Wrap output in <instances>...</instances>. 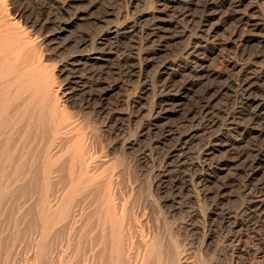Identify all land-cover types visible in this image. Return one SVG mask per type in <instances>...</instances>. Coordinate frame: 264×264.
<instances>
[{"label": "rangeland", "instance_id": "obj_1", "mask_svg": "<svg viewBox=\"0 0 264 264\" xmlns=\"http://www.w3.org/2000/svg\"><path fill=\"white\" fill-rule=\"evenodd\" d=\"M43 1L47 2L48 9L50 8L51 24H49L47 31L55 29L57 27L56 21L59 19V21L67 24L65 32L60 36L61 38L58 37L48 42L49 53L52 52L53 54L50 55L51 59L47 64L51 67H56L60 59L58 50L63 53L61 58L75 56V59L67 64L65 63V67H62L65 71L60 80L65 83L69 82L67 83L71 91H68L71 95H69L68 112L70 113L71 121L76 125L74 131H76V135L83 136L91 144V153L94 154L97 160L95 163L97 169L94 167V163L91 164L92 174L98 176L96 180L98 183L95 182L92 187L101 190L109 179L114 178L118 196H120L119 202L121 201V204L125 205L124 208H126L127 213L129 210L133 220V227L135 228L132 229V235H134L133 245L135 246L132 245L131 251L126 252V256L131 253V257L126 258L133 259L132 261L135 263L134 261L139 258L140 254L141 257L145 251L146 246L143 242H152V240L155 242L156 238V242L160 243V240H162L167 248H172L171 241L179 238L180 245L182 247L185 246L190 252L191 258L188 264H203L199 262L196 253L200 239L198 222L201 221L198 209L204 207L206 208L205 212H211L210 214H212L209 219V225H212V231L214 232V242L209 251L205 252L204 260L207 261L205 263L210 264L212 256L217 252L215 249L219 243L221 247H219L218 256L220 253L219 259L221 261L217 262V264H230L232 249L237 247L239 248V253H236L235 257L239 259H235V261L238 264L251 263V261L253 264H264V222L262 221L264 220V207L261 209L256 205L257 213L254 212L255 214H252L253 209L251 211L246 210L245 199L243 196H239L241 195L240 191L242 193L245 191L244 194H248V192L252 194L253 192L252 195L256 196V203L264 200V70L262 68L264 66V0H248L244 6H237L239 4L237 0H68V7L66 5V11L62 16L58 15L56 11V7L53 4L55 0ZM32 2L33 0L26 2V4L32 8L35 17L37 11L34 9L36 7ZM122 23L133 26V29H123L118 35L110 37L111 39L104 36L103 33L108 24L117 26ZM185 28L189 36L193 37V39L199 37L198 39L201 41L199 45L200 51L198 50V54H195V60L187 61L186 59L185 52L188 47V41L180 36L183 30H186ZM93 39H100L101 44L99 43L100 45L95 46L96 53L91 56L90 42ZM83 42L85 44L79 45L81 47L77 45ZM73 49H75V52L72 51ZM182 55L183 57H181ZM76 56H78L77 59ZM81 56L84 57L82 58ZM94 58L96 59L94 60ZM186 63L188 65L187 68ZM193 70L203 71L204 74L200 72L199 76L195 75ZM239 71H243L242 79L247 78V75L249 79H254L260 75L259 78H256V81H252L249 91H244L243 86V89H240L241 86L239 84L241 83L238 81V78L240 79ZM139 72L143 74H141L140 79L138 78ZM144 82L147 85L149 84V88L147 87L148 92L147 90H142ZM191 85H194V87ZM125 100L131 101L130 104H127ZM155 102L159 103L157 111L159 112V117H156L157 114L150 115V112H153ZM205 112L211 113L207 114V116ZM229 112L235 114L234 121L227 120L226 116L230 114ZM243 128L245 130H242ZM250 128L252 130L255 129L256 134H253ZM73 133L75 134V132ZM212 137L214 138L211 139ZM216 138L214 155L211 157L203 155L199 160L200 153H204L208 143L211 140H216ZM228 140L242 142L239 145L240 147L236 148L234 146L236 148L235 151H230L227 148ZM128 142L129 144L136 142V145L134 149L127 151L126 161L121 164L119 163L123 157L121 149ZM241 147L243 148L242 155ZM255 158L256 176L255 178L247 177V179L246 176L250 173L251 167L241 166V162L244 165L245 159L252 162ZM197 160L201 164L200 167L195 168L193 164L198 163L199 161L197 162ZM65 172L64 170L61 173L53 174L52 180L54 179L53 181L57 183L55 189L59 188V190L57 189L59 194L54 193L56 199L57 195L59 197L69 191L68 181H66L68 177L65 176H68V174L67 172L65 174ZM38 177H35L31 183L29 182L30 184L27 181L24 182L25 179L18 177L19 181L16 179L17 181H14L15 183L13 182L14 184L12 183L11 187L13 188L14 185L19 190L16 191L17 189L13 188V191L15 190L16 192H13L15 193L13 194L11 190L9 192L11 197L6 191L5 197L2 196L4 198L2 199L1 197L0 199V204L2 203L0 205V213H4V217L0 215V234L5 237L1 238L3 241L0 240V251L2 250L0 253V264L5 262L7 264H25L29 257L31 259L29 258L28 264H33L37 260L35 259L36 249L34 245L37 241H41V232H37L39 229H36L37 224L35 223L38 221L37 219H35L36 222L34 220L36 216L31 215L37 214L38 218L39 212L37 213L36 210L39 211L37 206L40 202L39 199L43 196L42 193H44V188L41 189L44 184H40L43 183L42 176L39 175ZM193 177L194 182L191 185L190 182ZM40 179L42 182H39ZM5 180L1 181L4 186L7 185V180ZM20 180L21 184L23 182L27 183L26 186L28 185L29 188L23 187L25 184L21 185L19 183ZM159 180H163L161 192L156 191L154 186L159 184ZM36 181L39 182V185L35 183L39 186L37 188L34 184ZM20 185L22 186L21 190L23 188L29 189L27 191L23 189L21 191L23 195L24 190L26 197L28 196L26 194L32 193L31 196L29 195L30 197L28 196L29 198L26 199L24 196V199L22 194V197L18 198L21 196L19 195L21 193H19ZM30 187H32L31 189L34 188V191ZM95 188H93L95 191L92 188H90L92 190L88 188V191H84L85 193L83 192L81 195L85 198L79 196L80 194L78 195V200L83 198L82 201L84 200V202H81L82 206L77 207L79 209L77 215L79 216L76 215L78 218L75 216L76 219L73 220L75 223L71 224L72 228L70 227L68 230V228H65L64 222L60 223V227L63 225V228L57 226L59 229H56L55 238L53 234L55 228L52 229L54 231L50 233L52 235L48 238H53L54 240L51 239L52 242L50 243V240L47 239L49 240L47 242L49 247L47 246V248L52 258H54L53 255L57 258L55 260L57 263L55 264H59L60 261L62 262L60 264H107V260L104 259H108L109 254L107 255V253L109 250L106 249V252L102 253V251L104 252L103 248H105L104 242L106 241V247H110L107 246V240L100 237L102 236L100 225H94L93 220L97 224V219H94L96 217L94 216L92 221L89 220L90 223H87L86 227L83 228L82 226L83 217L81 218V216L88 214L90 211L92 212L96 207L98 209L102 205L103 207L105 206V201L103 200L105 198L104 190H97L100 193L96 194ZM152 191L153 193H150ZM40 193L41 195H39ZM7 194L8 196H6ZM12 197H14L13 204H11ZM54 197L51 196V199ZM18 199L21 204L17 202ZM56 199L51 201L54 203ZM7 200L10 201L12 207L17 203L14 209L10 207L11 205H9ZM33 202L36 203L33 204ZM27 205L30 208L33 207V209L25 212V215L21 214L22 211L30 209ZM4 206L7 207L6 215V207ZM15 207L17 208L15 209ZM4 209L5 211L1 212ZM30 212L34 213L30 214ZM236 212L244 216V225L246 226L243 228L233 227L231 224L224 226L222 224L223 217L228 218L231 216L233 218L232 216ZM28 213L30 216L27 219L25 216H28ZM192 215L193 217L190 219ZM17 219H20L19 221L21 222L17 223ZM25 221H27L26 226L25 223H22ZM78 223L82 228L78 227ZM186 223L188 224L187 226ZM89 226L90 229L88 228ZM184 227H188L191 232L187 233ZM61 229L64 231H60ZM18 231L22 235L17 236ZM28 232L34 235H32L33 239ZM1 235L0 237H2ZM13 235L15 239L12 238ZM57 235L58 240L56 239ZM228 235H230V238ZM9 236L14 240L19 237L20 241L16 240V243L13 240L11 242L12 239ZM81 236L82 239L80 238ZM6 237L9 238V241ZM21 237H25L24 240ZM95 237L97 238L95 239ZM158 238L160 240L157 241ZM238 238H241L239 239L240 242ZM147 239L148 241H145ZM30 240L32 242H34L33 240L36 241L32 244ZM53 243L56 244L54 245ZM50 244H53L54 247H52L53 245L50 246ZM28 245L30 246L28 247ZM56 245L57 247H55ZM30 247L34 250H31ZM51 248L54 251L56 248L58 249L53 253ZM8 249L10 251L14 249V251L12 250L13 252L11 251V253L8 251L7 253ZM100 249L103 250L101 251ZM171 250H169L170 253ZM100 253L104 255V259ZM250 253L253 255L251 254L250 256ZM255 254L256 257L254 258ZM5 255L11 256L10 259L7 256L4 257ZM33 258L35 259L34 262ZM49 258L51 259V257ZM11 260H14V263Z\"/></svg>", "mask_w": 264, "mask_h": 264}, {"label": "bare ground", "instance_id": "obj_2", "mask_svg": "<svg viewBox=\"0 0 264 264\" xmlns=\"http://www.w3.org/2000/svg\"><path fill=\"white\" fill-rule=\"evenodd\" d=\"M29 1H31V0H0V182L1 181L3 182L4 179L7 180V181L5 180L7 182V185H5V186H4V184H2V182L0 183V199H1L2 196H4L6 194V191H7V193H9L12 190V193H13V192H16V191L19 190L18 188H15L14 185H13V188H15V190L17 189L16 191L15 190L13 191V188L11 187L12 186V183L14 181L15 182L17 180L19 181V178L18 177H20V179H25L24 182L27 181L28 184H30L33 181V179H35V177L37 178L39 175L42 176L41 179H43V183H40V184H44L43 187L41 186V189L44 188V193H42L43 194L42 198L40 197L41 199H39L40 202L37 200V202H39V205L36 204V205H38L37 208H39V211L36 210L37 213L39 212L38 213V218H37V214L36 215L35 214L34 215H31V216H36V217H34V220L35 219L38 220L37 221L38 223L36 222V220H35L36 223L35 222L34 223L37 224V227L38 228L36 227V229L37 230L38 229L40 230V231L39 230L38 231L36 230V231L37 232H41V236H40L41 237V241H37L35 243L34 247L36 249V252L35 251H33V252H35V254H36V258L35 259H37V260L35 262H37V264H55V263H57L55 261L57 258H55L54 255H53V257L55 259L52 258L51 254H50V251L47 248V246H48L47 242H49V240H50V243H51L52 242L51 239H53V238L49 239L48 237H50V235H52L50 233H52V231L55 230V232L53 233L54 234V238H55L56 229L58 228L57 226L60 227L61 224H62V222H64L65 228H68V230H69L70 227L72 228L71 224L73 222L75 223V221H73V220L76 219L75 216L77 215V211H79L78 208L80 207V205L82 206V203L84 202V200L82 201V199L85 198V197H83L81 194L84 191L85 192L88 191V188L89 189L90 188H92V189L95 188V187H92V186L95 185V182H97L96 180H97V177L98 176L92 174L93 171L91 170V168H92L91 167V164L94 163V167L97 166V165H95V163H96L97 160L95 159L94 154L91 153V149H90V145L91 144H89V142L87 140H85L83 136H80L78 134L76 135V131H74L76 125H74L73 124L74 122L71 121L72 119H71L70 113L68 112V104H69V101H70L69 95H71L70 92H69L71 90L69 89V86H68V83L69 82L67 81L68 83L67 82L65 83V82H62L60 80L61 76L64 75L63 73L65 71V70H63L62 67H65L64 66L65 63L67 64L69 61H72L73 59H75V56H67L66 58H61V56L63 55V53L58 50L60 59L58 58L59 61H58L57 65H56V67H51V66H49L47 64V62L51 59L50 58L51 57L50 55L53 54L52 52H50L51 54L49 53L50 49H49V43L48 42H51L52 40L60 37L65 32V29L67 27V24L65 22H63V21H59L60 20L59 19L58 21H56L57 22V27L55 29H53L52 31H47V29L49 27V24H51L50 11H49L50 8L48 9V6L46 4L47 2L45 3V1H43V0H33L32 3L36 7L34 9H36V11H37V14L34 17L33 12H32V8H30V6L28 4H26V2H29ZM67 1L68 0H55V2L53 3L55 5V7H56V11L58 12V15H61L62 16L64 14V12L66 11ZM237 2L239 3L237 6H244L248 2V0H237ZM67 7H68V5H67ZM261 12H262V9H261ZM65 14H67V13H65ZM126 16H129V15H126ZM128 18H130V17H128ZM55 20H56V17H55ZM133 24H134V22H133ZM120 25H117V26L116 25H109V24H108V26L106 25L107 28L105 27L106 29H105V31L103 33L104 36L107 37V38H110L113 35H115V36L118 35V33L121 30H123V29L124 30L125 29L128 30V29H131L133 27V26L132 27L131 26H128V24H126V23H124V24L122 23ZM255 27H256V25H255ZM186 31H187V29L186 30H183L182 35H180V36H182L181 38H184V39H186L188 41L187 50L185 49L186 50V52H185L186 59H187V61L192 60V59L195 60V54L197 53L198 50L200 51L199 45L201 44V41L198 39L199 37L193 39V37L189 36L186 33ZM194 35H196V34L194 33ZM75 37H77V36H75ZM105 39H103V40H105ZM113 39H115V38H113ZM59 40H61V39H59ZM107 40H109V39H107ZM109 42H110V40H109ZM99 43H100V39H93L90 42V52L91 53L90 52L89 53H90L91 56H94L95 55V53H96L95 52V46H97ZM102 43H103V41H102ZM82 44H85V43L83 42V43L77 44V45L79 46V45H82ZM79 47H81V46H79ZM74 50L75 49H73L72 51L75 52ZM78 52H79V50H78ZM83 54H85V53L83 52ZM55 56H56V54H55ZM77 57L78 56H76V59H77ZM181 57H183V55ZM54 58H56V57H54ZM95 59L96 58H94V60ZM179 59H181V58H179ZM187 66L188 65L186 63V68H187ZM262 68L264 70V66ZM241 69L243 70V68H241ZM246 69H248V68H246ZM252 69H253V67H252ZM139 70H141V69H139ZM263 70H262V72H263ZM193 71H194L193 73H195V75H198V76H199L200 72H202L204 74L203 71H195V70H193ZM242 72L239 71L240 79L238 78V81H240L239 83H241V84H239L241 86L240 89H243L242 88V86H243L244 89H245L244 91H247V90L249 91V87H250V84H252V81H256V78H259L260 75L258 74L259 76L258 77L256 76L254 79L251 78V77H250L251 79H249L248 78V75H247V78L245 77L244 79H242V77H243L242 76ZM254 72H255V69H254ZM141 74L142 73L139 72V76H138L139 79L143 75V74L142 75ZM151 81H153V80H151ZM193 84L195 85V83H193ZM253 84H254V82H253ZM148 85L146 84V82H144V86L142 87V90H144V91L147 90V92H148V88H149ZM185 85H182V86H185ZM194 85H191V86L194 87ZM151 86H153V85H151ZM251 86H254V85H251ZM165 88H167V87H165ZM155 92H156V90H155ZM151 93H152V91H151ZM244 95H246V94H244ZM125 101H127V100H125ZM130 102L131 101H127V104H130ZM158 104L156 102L154 103V105H153V112L152 111L150 112V115L151 116L157 114L156 115V117H157L159 115V112H157L158 111ZM206 108H207V106H206ZM205 113L207 115V114H210L211 112L210 113L209 112H205ZM254 115H256V114H254ZM234 116H235V114H231L230 113V114H227L226 117H227V120H229V121L233 120L234 121ZM149 118H151V117L149 116ZM151 120H152V118H151ZM242 130H245V129L243 128ZM254 130H252V133L253 134H256V130L255 131ZM73 132H75V134ZM213 138L214 137H212L211 139H213ZM216 142H217V138H216V140H211L208 143V146L206 147V150L204 151V153H200V155L198 157L199 160L203 157V155H205L207 157H211V156L214 155V153H215V147H216L215 146L216 144H214V143H216ZM228 142H229L228 143L229 145L227 144L228 150H230V151L234 150L235 151L236 148L240 145V143L242 141L232 142V141H229L228 140ZM218 143H219V141H218ZM245 143H246V141H245ZM135 145H136V142H131L130 144L128 142L127 144H124L122 146V149L121 150H122V153H123V157L121 158V160H120L119 163L123 164L126 161V153H127V151L128 150H131V149H134ZM234 146H236V148H234ZM241 146H242V144H241ZM182 150H183V148H182ZM177 151H180V150H177ZM242 153H243V148H242V151H241V155H242ZM199 160H197V162ZM184 164H187V163H184ZM200 164L201 163L199 161L198 163H194L193 166L195 168H198V167H200ZM241 166H244V167L250 166L251 167V170H250V173L248 174V176H246V178L247 177L248 178H253V177L255 178V176H256V158L253 159L252 162L249 161V160H247V159H245L244 165H242V162H241ZM163 168H165V167H163ZM191 168H192V163H191ZM109 169H110V167H109ZM64 170L68 174V176L67 175H65V176L68 177L69 179L67 178L68 179L67 180L66 177L63 176V174H61V175L66 179V181H68L69 191H67L66 193H64V195L62 194V196L60 195L58 197V195H57V199H56L55 198L56 196L54 197V195H55L54 193H56V194L58 193L59 194V192H58L59 188H57L58 190L55 189L56 186H57L56 185L57 183H55V181H53L54 179L52 180L53 174L58 173V172L61 173ZM66 172H65V174H66ZM38 178H40V177H38ZM61 179H62V177H61ZM40 180H39V182H42V180L41 181ZM160 180H161V178H160ZM24 182H23V184H25V185L23 187L29 188L28 185L26 186L27 183H24ZM39 182L36 181V182H34V184L36 183V184L39 185ZM162 182H163V180L160 181L159 184L154 185L156 191H160V189L162 188V184H161ZM193 182H194V177L191 179V182H190L191 185L193 184ZM200 182H202V181H200ZM17 183H16V187H17ZM19 183L20 184L22 183L21 180H20ZM19 183H18V185H19ZM58 183H60V182L58 181ZM23 184H21V185H23ZM21 185H20V191H19V193L21 191H23V189H25V188H23L21 190V187H22ZM35 185H33V186H35ZM38 185H36V188L39 187ZM66 185H67V183H66ZM116 187H117L116 186V181L114 180V178L109 179L107 181V183L105 184L104 188H102L104 190V192H105L104 194H105V198L106 199L105 198L103 199L105 201V206L103 207V205H102L103 208L102 207H98V209L96 207V209L94 208L95 210H92V212L91 211L89 212L90 214L88 213L86 215L81 216V218L83 217V219H82V223H83L82 226H83V228L86 227L85 225L87 223H90L89 220L92 221V219L94 218V216L96 217L94 219L95 220L97 219V221H96L97 224H95V221L93 220L94 225H100V228L102 229V230H100V231H102L101 232L102 236H100V237H102V239L104 238V240H107V243H108L107 246L110 247V248L106 247V244H105L106 241L104 242L102 240L104 242V246H105V248L102 247L104 249V252L102 251L103 249L102 250L100 249L102 251V253H105L106 252V249L109 250L108 253H107V255L109 254L108 255V259H106V258L104 259V255L102 253H100V254L103 255V259L104 260H107V264H188L189 263V260L191 258L190 257V252H188V250H187V248L185 246L182 247L180 245L179 238H176L177 240H175V241H173V240L171 241L172 248L171 247L170 248H167L164 245V243L162 242V240H160L158 238L157 241L158 240L161 241L160 243H158V242H156V238L154 237L156 243L153 242V240H152V242H143V243H145V246H146V248L143 246V248H145V251H144V253H142L143 255L141 257H140L141 254L139 255V258L134 261L135 263H133V261H132L133 259H131V258H128L127 259L126 258V257H129L130 254H131L130 253L129 256H126V252L128 253L129 251H131V247H132V245L134 243L133 242L134 235H132V233H133L132 232V229H134L135 227H133V222H132L133 220H132V218H131V216L129 214V210H128V213H127L126 208H124L125 205L121 204V201L119 202V197L120 196H118V192H117V188ZM164 187H163V189H164ZM31 188L32 187H30V189ZM33 189H31V190H33ZM92 189H90V190H92ZM95 189H96V192H97L96 194H99L100 192L98 193V191H97L99 189H97V188H95ZM25 190H24V195H23V192H21L19 194V195L22 194L23 195V198L25 196ZM27 190H29V189H27ZM38 190H40V189H38ZM55 190H57V191H55ZM101 190H99V191H101ZM35 191L38 192L37 189H35ZM93 191H95V190L93 189ZM163 192H164V190H163ZM244 192L242 193L240 191L241 195H239V196L240 197H242V196L244 197L245 202H246V203L244 202L246 204V207H245L246 210H250L251 211V209H253L252 214H255L254 212H256V205H258V207H260L261 209H263V207H264L263 201L264 200L262 202L256 203V196H253L252 195L253 192H252V194L250 192H248V194H244ZM28 193H29V191H28ZM150 193H153V191L150 192ZM196 193H197V191H196ZM13 194H15V193H13ZM10 195L11 194L9 193V196ZM22 195L20 197H18V196L17 197L18 198H21ZM26 195H28V196L30 195L31 196L32 193L31 194L29 193V194H26ZM39 195H41V193ZM78 195L81 196V197H83V198H80V200H78L79 199L78 198ZM6 196H8V194ZM28 196L27 197L25 196L26 199L30 197V196L29 197ZM51 196L54 197V198L51 199ZM149 196H151V195H149ZM4 197H2V199ZM10 197H9V199H10ZM15 197H16V195H15ZM13 198L14 197H12L11 204L14 203L13 202L14 201ZM198 198H200V197L198 196ZM53 199L54 200L56 199V201L54 203L52 202ZM0 202H1V200H0ZM8 202H9V205H11L10 204V201H8ZM17 202L21 204V202L19 201V199H18ZM35 203L33 202V204H35ZM126 203H127V201H126ZM4 205H6V203H4ZM9 205H8V208H9ZM14 206L12 207V205H11L10 207L14 209ZM27 206L30 208L29 205H27ZM40 206H41V208H40ZM98 206H99V204H98ZM2 207H3V205H2ZM4 207H6V206H4ZM34 207H36V206L34 205ZM16 208L17 207H15V209ZM5 209H6V212H5V215H6V213H7V207ZM5 209L2 210L1 212L5 211ZM31 209H33V207L30 208L29 210L26 209V211H22L20 209L22 211V213H21V211H20V213L25 215V212H29ZM198 210L200 211V215L199 216L201 218V221L198 220L199 221L198 222L199 223V226L198 227L200 228V231H198L199 232L198 234H199V238L200 239H199V243H198V250H197L196 256L198 255L199 262H201L203 264H207V263H205L207 261L204 260L205 252H208L209 251L210 247L212 246V244L214 242V240H213V238H214V236H213L214 234L213 233L214 232L212 231V225L211 224L209 225V223H210L209 219H210V217H211L212 214H210L211 212H205L206 211V208H204V207H202V208H200ZM15 211H17V210H15ZM32 211H34V210H32ZM18 213H19V211H18ZM33 213L34 212H30V214H33ZM21 214H20V216H21ZM30 214L28 213V216H25V217H27V219H28V217L30 216ZM0 215H1V217H4V213L3 214L0 213ZM20 216H18V218H21L22 217V216L21 217ZM77 216H79V215H77ZM133 216H135V215H133ZM234 216H232L233 218H231V216L228 217V218L227 217H225V218L223 217V219H222L223 220V223L222 224L224 226H229L231 224L233 227L235 226L237 228H243L244 226H246V225H244V216H241L239 212H236V214ZM192 217H193V215L190 216V219H192ZM22 218H24V217H22ZM22 218H21V220H22ZM3 219H5V218H3ZM30 219H31V217H30ZM258 219H259V216H258ZM17 220H18L17 223L21 222V221H19L20 219H17ZM27 221L22 222V223L23 224L25 223V226H26V222ZM262 221L264 222V220H262ZM22 223H20V224H22ZM141 224H140V226H141ZM245 224H246V222H245ZM5 225H6V223H5ZM32 225H31V228H32ZM187 225L188 224L186 223V226ZM223 225H221V226H223ZM3 226H4V224H3ZM82 226L79 224L78 227L82 228ZM191 226H192V224H191ZM78 227H75V228H78ZM31 228H30V230H32ZM60 228H63V225ZM88 228L90 229V226ZM52 229H54V230H52ZM89 229H88V231H89ZM184 229L186 230L187 233L191 232L190 229H188V227L187 228L184 227ZM2 231H3V229H2ZM60 231H64V230L61 229ZM82 231H83V229H82ZM100 231H98V232H100ZM0 232H1V230H0ZM86 232H87V230H86ZM19 233L20 232L18 231L17 236L18 235L19 236L22 235V234H19ZM171 233H172V230H171ZM178 233H180V232H178ZM28 234H30V233L28 232ZM58 234H59V232H58ZM60 234H62V233H60ZM68 234H67V236H68ZM23 235H25V233H23ZM26 235H27V233H26ZM32 235H31V237H32ZM86 235H87V233H86ZM238 235H240V234H238ZM238 235H237V237H238ZM172 236H173V234H172ZM3 237L4 236L0 237V240L3 241V239H1ZM27 237H26V239H27ZM51 237H53V236H51ZM57 237H58V235L56 236V239L58 240ZM85 237H83V238H85ZM228 237L230 238V235H228ZM239 237H241V235ZM12 238L15 239L14 235H13ZM12 238L10 237V239H12ZM21 238H23V237H21ZM24 238H23V240H24ZM80 238L82 239V236ZM96 238L97 237H95V239ZM6 239L8 240L9 238L6 237ZM6 239H5V241H7ZM14 239H12L11 242ZM19 239H20L19 237H18V239L16 237V240H19ZM32 239H33V237H32ZM47 239H49V240H47ZM148 239L145 240V241H148ZM239 239H241V238H238V241L240 242ZM16 240H14V241H16ZM23 240H21V241H23ZM57 240H55V241L57 242ZM149 240L151 241V239H149ZM231 240H232V238H231ZM30 241L32 242V240H30ZM33 241L35 242L36 240H33ZM75 241H77V240H75ZM233 241H236V240H233ZM253 241H254V239H253ZM31 242H29V243H31ZM34 242H32V244ZM82 242H84V241H82ZM16 243H17V241H16ZM16 243H14V244L16 245ZM251 243H252V241H251ZM4 244H6V243H4ZM53 244H50V246L53 245ZM92 244H93V242H92ZM54 245L52 247H54ZM57 245H59V244H57ZM57 245L55 247H57ZM29 246L30 245H28V247ZM133 246H135V245H133ZM236 246H237V244H236ZM248 246H249V244H248ZM0 247H1V245H0ZM14 247H16V246H14ZM14 247H12V248H14ZM31 247H33V246L31 245ZM31 247H30V249H31ZM89 247H91V246H89ZM219 247H221V245H219V243H218L217 244V248L215 249L217 252L214 253L215 255L213 254L214 256H212L211 262L208 261V262H210V264H215V263L217 264V262L221 261L219 259V257L221 256V254L219 253V256H218ZM246 248L248 249V247H246ZM14 249H17V248H14ZM14 249H12V250L14 251ZM56 249H58V248H56ZM56 249H55V251H56ZM170 249L173 250V252L171 250V253L173 255L170 253V251H169ZM238 249H239L238 247L235 248V249H232V251H233L232 254H231L232 256H230L231 257V260H229V261H231L230 264H238V262L235 261V259L236 260L239 259V258L237 259V257H235L236 256V253H239V250ZM249 249H250V247H249ZM252 249H253V247H252ZM31 250H34V249H31ZM1 251H0V253H1ZM8 251H10V250L8 249L7 250V253H8ZM11 251L9 253H11ZM55 251L53 250V253ZM244 251H246V250H244ZM192 253H194V252H192ZM240 253H242V252H240ZM12 254H14V253H12ZM31 254H32V252H31ZM251 254L252 253H250V256H251ZM33 255H34V253H33ZM6 256L7 255H5L4 257H6ZM238 256H240V255H238ZM7 257H9V256H7ZM10 257H9V259H10ZM49 257H51V259ZM255 257H256V254L254 255V258ZM29 258L27 260L25 259L27 261V262H25V264L26 263L28 264ZM35 259L34 258L32 259L33 262H34ZM8 262H10V261H8ZM35 262L33 264H35ZM5 263H3V264H5ZM60 263H62V262L60 261ZM248 263H245V264H248ZM249 264H253L252 261Z\"/></svg>", "mask_w": 264, "mask_h": 264}]
</instances>
